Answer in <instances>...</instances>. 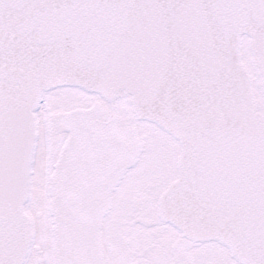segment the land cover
<instances>
[{"label":"snow or ice","instance_id":"obj_1","mask_svg":"<svg viewBox=\"0 0 264 264\" xmlns=\"http://www.w3.org/2000/svg\"><path fill=\"white\" fill-rule=\"evenodd\" d=\"M0 264H264V0H0Z\"/></svg>","mask_w":264,"mask_h":264}]
</instances>
